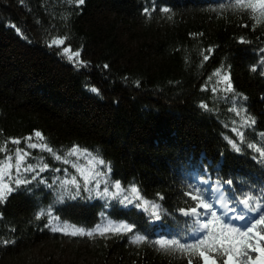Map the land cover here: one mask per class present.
<instances>
[{"label":"trees","instance_id":"trees-1","mask_svg":"<svg viewBox=\"0 0 264 264\" xmlns=\"http://www.w3.org/2000/svg\"><path fill=\"white\" fill-rule=\"evenodd\" d=\"M220 2L86 0L78 6L68 0H0V143L15 137L26 148L23 138L32 135L37 142L34 133L39 130L61 155L73 145L86 147L114 165L115 180L125 187L136 180L147 199L163 203L169 212L186 206V199L191 203L181 193L205 169L215 179L219 166V175L227 179L230 174L234 186L241 181L264 186V165L253 159L258 154L244 145L236 153L224 139L239 142L231 131L240 125V117L230 111L232 94L225 102L222 91H212L215 77L208 79L222 65L231 66L236 94L248 97L235 106L247 107L257 121L254 128L242 129L246 141L261 143L264 74L253 73L251 67L261 57L264 25L252 31L249 14L210 10ZM164 6L173 9L170 16L161 11ZM57 36H67L66 46L81 50L89 66H74L60 49L48 47ZM240 36L253 43L240 44ZM212 47L213 53H205L210 59L203 61L201 53ZM201 103L213 110L205 111ZM28 151L29 162L43 157L49 163L50 170L41 173L49 183L59 184L51 168L61 169L55 176L63 178L66 168L79 179L70 164L40 149ZM28 187L30 191L22 188L0 203V239L16 240L14 245L0 244V264H61V255H68L69 263L62 260L66 264H187L185 256L150 244L130 245V237L93 240L38 231L36 225L43 221L34 220L37 205L50 203L54 193L43 185ZM104 204L99 198L68 200L58 214L63 221L90 228L100 222ZM112 204L107 215L113 219H146L138 215L140 209ZM149 224L151 239L178 231L168 217Z\"/></svg>","mask_w":264,"mask_h":264},{"label":"snow or ice","instance_id":"snow-or-ice-1","mask_svg":"<svg viewBox=\"0 0 264 264\" xmlns=\"http://www.w3.org/2000/svg\"><path fill=\"white\" fill-rule=\"evenodd\" d=\"M68 2L82 6L86 0H68ZM226 9L240 10L249 14L254 21L252 31H255L257 26L264 25V0H222L218 7L210 10L222 15ZM155 10V7L151 9V11ZM145 11L151 15V11L148 9ZM161 11L169 16L173 13V9L168 6L162 7ZM10 26L22 35L21 29L16 24ZM242 26L249 27L248 24ZM192 35L196 37L204 34ZM67 40V36H57L51 39L47 46L60 49L59 54L74 66L87 68L89 63L81 58L82 51H74L70 46H66ZM239 43L251 44L253 41L240 36ZM214 51L215 47H212L202 52L203 61L210 59L205 53ZM258 51L261 57L258 63L251 67V71L264 74V47L259 48ZM103 67L109 66L105 64ZM230 68V65H222L208 78L212 81L215 77L212 91L214 93L222 91L225 94L223 97L225 102L229 100L228 94H232L233 107L230 111L240 117V125L231 129L239 137V142L230 137L224 139L236 153L243 151L242 145L253 150L258 154L253 159L264 165V133L259 134L261 143L246 141L242 129L254 128L257 121L255 116L249 114L247 107L235 106L241 98L247 101L248 97L243 93L236 94ZM204 87L207 90L208 85ZM90 91L97 94L100 92L96 87H92ZM200 107L205 111L213 110L207 103H201ZM233 124L235 125L236 121H233ZM34 136L37 142H33L32 135L23 138L27 142L26 148H21V139L15 137L0 143V153L3 154V158H0V203H6L14 192L22 188L25 192L30 191L29 185H33L34 188L43 185L49 189L54 193L52 201L46 205L38 204V210L34 213L35 221H43V224L37 223L38 231L48 230L67 237H87L93 240L97 237L104 240L130 237V245L144 247L150 244L158 247L161 252L185 256L187 264H264V186H257L248 181H241L239 185L234 186L230 174L227 179L219 175V166L216 169L215 179L205 169L203 175L196 176L195 182H187L186 191L181 193L182 196L190 198L191 203L186 199V206H177L175 212H169L163 203L157 202L156 199H147L135 182L125 187L120 180H111V163L99 155H94L88 148L78 144L73 145L61 155L49 145L41 131H35ZM9 143L14 147L10 149ZM28 149H40L49 153L55 161L65 165L70 164L76 170L79 179L77 175L68 173L66 168L64 169L66 175L63 178L55 176L54 174L59 173L61 169L51 168L52 178L59 181V184L49 183V178L41 175L50 170L49 163L43 157H36L34 162H29L32 153ZM72 157H76V160L71 159ZM81 158L86 160V164L79 163ZM157 195L159 201L164 200L163 195ZM96 198L105 201V211L100 213V222L90 228L63 221L58 214L62 210L60 206L68 200ZM113 201L124 208L131 206L133 209H140L138 215H144L146 219L143 223L137 220L129 222L131 217L113 219L107 215V209L113 207ZM176 213H179V217ZM2 217L3 213L0 212V218ZM165 217L170 218L178 231L171 236L161 233L159 238L151 239L153 233L149 222L164 221ZM11 231L14 233L15 229ZM15 243V239H0V244L5 246Z\"/></svg>","mask_w":264,"mask_h":264},{"label":"rangeland","instance_id":"rangeland-1","mask_svg":"<svg viewBox=\"0 0 264 264\" xmlns=\"http://www.w3.org/2000/svg\"><path fill=\"white\" fill-rule=\"evenodd\" d=\"M61 258H59V261H61V264H66L65 262H63L62 260H65V261H67V263H69V258H68V255H66L65 257H64V255H61L60 256ZM71 263H72V261H71ZM73 264V263H72ZM80 264V263H79Z\"/></svg>","mask_w":264,"mask_h":264},{"label":"bare ground","instance_id":"bare-ground-1","mask_svg":"<svg viewBox=\"0 0 264 264\" xmlns=\"http://www.w3.org/2000/svg\"><path fill=\"white\" fill-rule=\"evenodd\" d=\"M134 182L137 183L136 180Z\"/></svg>","mask_w":264,"mask_h":264}]
</instances>
